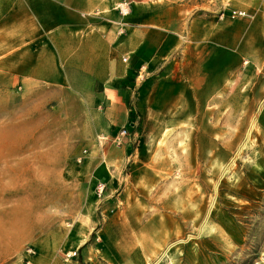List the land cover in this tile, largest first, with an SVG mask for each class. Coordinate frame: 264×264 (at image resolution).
I'll return each instance as SVG.
<instances>
[{
    "label": "rangeland",
    "instance_id": "obj_1",
    "mask_svg": "<svg viewBox=\"0 0 264 264\" xmlns=\"http://www.w3.org/2000/svg\"><path fill=\"white\" fill-rule=\"evenodd\" d=\"M14 1L33 11L45 6L44 0ZM49 1L54 8L95 2L88 15L107 12L97 3L108 2L119 34L137 5ZM150 1L167 3L173 17L176 0ZM207 3L187 12L184 45L166 64L175 63L176 78L204 67L228 72V89L216 101H126L125 124V109H109L113 101H20L16 120L0 121V147L5 137L23 141L41 133L46 140L37 141L36 161L51 164L30 171L0 165L7 263L27 264L33 246L32 264H264V95L240 98V53L215 38L204 48L190 27L194 16L240 22L230 14L240 0ZM127 78L139 79V88L147 80L135 70ZM116 121L131 135L118 138Z\"/></svg>",
    "mask_w": 264,
    "mask_h": 264
},
{
    "label": "crops",
    "instance_id": "obj_2",
    "mask_svg": "<svg viewBox=\"0 0 264 264\" xmlns=\"http://www.w3.org/2000/svg\"><path fill=\"white\" fill-rule=\"evenodd\" d=\"M46 1L34 12L14 0H0V121H15L20 101L26 105L30 101H113L109 109L116 105L125 109V124L130 112L126 101H216L228 89V72L223 69L180 71L176 78L172 72L175 63L171 67L166 64L168 57L184 45L187 12L206 6L207 0H176L171 6L173 17L165 12L167 3L137 0L134 13L124 18L127 24L123 34L117 31L116 14L108 2L97 3L107 12L88 15L95 2L54 8L53 2ZM234 8L249 15L240 17V22L194 16L190 27L204 48L215 38L221 47L240 53V70L245 68L240 98L258 101L264 95V0H240V6ZM132 70L146 75L140 88L139 79L131 83L126 79ZM160 77L164 81H157ZM98 83L101 88L97 92ZM124 124L116 121L113 132L118 134ZM133 126L129 124L131 129ZM43 138L46 140L35 132L23 141L15 134L10 140L5 137L0 165L4 163L8 170L50 169L51 164L36 161L41 154L37 141ZM18 154L28 155L16 164L13 160ZM8 230L9 234L14 232ZM6 231L0 227V264H21L5 261Z\"/></svg>",
    "mask_w": 264,
    "mask_h": 264
},
{
    "label": "built area",
    "instance_id": "obj_3",
    "mask_svg": "<svg viewBox=\"0 0 264 264\" xmlns=\"http://www.w3.org/2000/svg\"><path fill=\"white\" fill-rule=\"evenodd\" d=\"M230 14L232 15V17H245V16L249 15V13L247 11L242 10V9H232L230 11ZM127 134H129L128 128L127 127H123V128H121V130H120V132L118 133L117 136L119 138V137H124ZM98 189H99L100 193H103V191L105 189V184L101 183L98 186ZM27 253L28 254L26 256V262H27V264H32L31 257L35 253L34 247L33 246L28 247L27 248ZM77 254H78L77 250H75V251L70 253L71 256H75Z\"/></svg>",
    "mask_w": 264,
    "mask_h": 264
}]
</instances>
